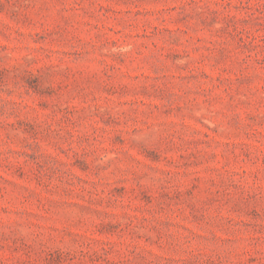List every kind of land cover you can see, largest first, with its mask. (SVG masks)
Segmentation results:
<instances>
[{
	"label": "rangeland",
	"instance_id": "rangeland-1",
	"mask_svg": "<svg viewBox=\"0 0 264 264\" xmlns=\"http://www.w3.org/2000/svg\"><path fill=\"white\" fill-rule=\"evenodd\" d=\"M0 264H264V0H0Z\"/></svg>",
	"mask_w": 264,
	"mask_h": 264
}]
</instances>
